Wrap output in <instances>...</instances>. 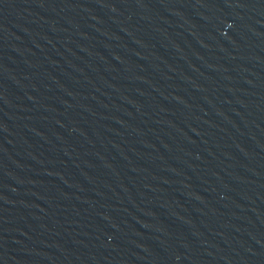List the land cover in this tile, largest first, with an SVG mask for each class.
I'll return each mask as SVG.
<instances>
[{
    "label": "water",
    "instance_id": "obj_1",
    "mask_svg": "<svg viewBox=\"0 0 264 264\" xmlns=\"http://www.w3.org/2000/svg\"><path fill=\"white\" fill-rule=\"evenodd\" d=\"M0 264H264V0H0Z\"/></svg>",
    "mask_w": 264,
    "mask_h": 264
}]
</instances>
